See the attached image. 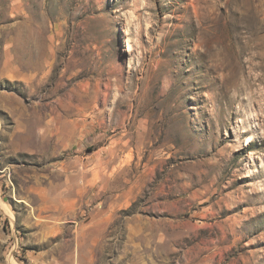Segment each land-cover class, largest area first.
Returning <instances> with one entry per match:
<instances>
[{
  "label": "rangeland",
  "instance_id": "rangeland-1",
  "mask_svg": "<svg viewBox=\"0 0 264 264\" xmlns=\"http://www.w3.org/2000/svg\"><path fill=\"white\" fill-rule=\"evenodd\" d=\"M0 264H264V0H0Z\"/></svg>",
  "mask_w": 264,
  "mask_h": 264
}]
</instances>
